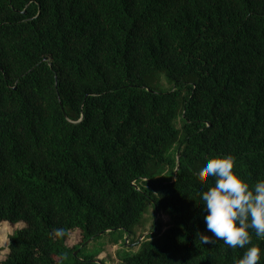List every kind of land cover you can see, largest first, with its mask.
<instances>
[{
	"label": "trees",
	"instance_id": "obj_1",
	"mask_svg": "<svg viewBox=\"0 0 264 264\" xmlns=\"http://www.w3.org/2000/svg\"><path fill=\"white\" fill-rule=\"evenodd\" d=\"M226 154L264 179V0H0V264H98L150 211L114 264H234L250 245L199 238Z\"/></svg>",
	"mask_w": 264,
	"mask_h": 264
},
{
	"label": "clouds",
	"instance_id": "obj_2",
	"mask_svg": "<svg viewBox=\"0 0 264 264\" xmlns=\"http://www.w3.org/2000/svg\"><path fill=\"white\" fill-rule=\"evenodd\" d=\"M236 157L232 154L207 158L199 170V177H213L214 185L199 195L203 219L208 233L199 234L204 244L222 240L229 248H245L234 264H258L262 249L251 244V231L264 237V179L249 184L235 171ZM203 188L204 186L201 185ZM60 236L62 229H55Z\"/></svg>",
	"mask_w": 264,
	"mask_h": 264
},
{
	"label": "rangeland",
	"instance_id": "obj_3",
	"mask_svg": "<svg viewBox=\"0 0 264 264\" xmlns=\"http://www.w3.org/2000/svg\"><path fill=\"white\" fill-rule=\"evenodd\" d=\"M170 86L171 83H168L166 79L163 77L162 90L167 91ZM145 216L146 217L148 216V220L145 224L146 229L144 231L137 230L133 234L123 233L121 231L103 233L99 237L91 239L87 244V246L84 248V250L86 252H94L103 248V251H101L97 256V259L99 261L102 260L103 264H114V261H118L119 258L118 253H124L125 255L138 251L140 246H139V242L138 243L135 242L136 239L138 241H141V239L143 238L142 237L143 234H145L144 236H146L148 233H150V227H151L150 223L152 222L151 211L148 213V215L145 214ZM158 216L160 217L163 225L165 222L168 221L166 216L161 214H159ZM22 226H23L22 222L16 223L15 225H10L7 222L0 223V259H3L7 254V243H8L9 234H11L14 229L20 228ZM79 238L80 237L78 231L77 230L73 231L70 235V238L68 239V244L75 245L77 242H79ZM115 238L118 239V242L116 244H113Z\"/></svg>",
	"mask_w": 264,
	"mask_h": 264
},
{
	"label": "water",
	"instance_id": "obj_4",
	"mask_svg": "<svg viewBox=\"0 0 264 264\" xmlns=\"http://www.w3.org/2000/svg\"><path fill=\"white\" fill-rule=\"evenodd\" d=\"M177 168H178V165L176 166L175 171L177 170ZM144 235H145V234H143L142 237H143ZM142 237H141V238H142ZM75 253H76V251H75L73 254H75ZM96 262H97L98 264H101L99 260H98V261L96 260Z\"/></svg>",
	"mask_w": 264,
	"mask_h": 264
}]
</instances>
